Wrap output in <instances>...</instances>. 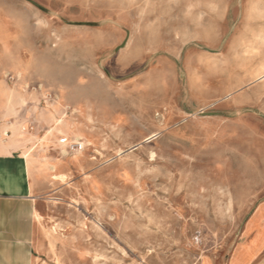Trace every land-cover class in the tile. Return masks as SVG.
I'll return each mask as SVG.
<instances>
[{"label":"rangeland","instance_id":"obj_1","mask_svg":"<svg viewBox=\"0 0 264 264\" xmlns=\"http://www.w3.org/2000/svg\"><path fill=\"white\" fill-rule=\"evenodd\" d=\"M0 15L20 100L2 131L32 158L38 264H226L264 199V0H0ZM201 109L262 128H179Z\"/></svg>","mask_w":264,"mask_h":264},{"label":"crops","instance_id":"obj_2","mask_svg":"<svg viewBox=\"0 0 264 264\" xmlns=\"http://www.w3.org/2000/svg\"><path fill=\"white\" fill-rule=\"evenodd\" d=\"M13 36L10 19L0 15L1 121L17 116L20 107L19 98L11 92L4 78V74L11 67L5 57L9 56ZM226 119L231 123L226 125ZM188 123L190 128H262L249 123L244 115L234 120H228L220 114L201 115L192 120L185 116L180 120L179 128H188ZM4 125L0 124V132ZM9 133L3 140L0 135V264H38L34 244L35 206L31 196L32 174L29 172L25 148L16 138V134L12 131ZM205 262L204 258L201 264ZM206 264H215V261L209 259ZM226 264H264V199L253 207L245 219L240 237L228 251Z\"/></svg>","mask_w":264,"mask_h":264},{"label":"built area","instance_id":"obj_3","mask_svg":"<svg viewBox=\"0 0 264 264\" xmlns=\"http://www.w3.org/2000/svg\"><path fill=\"white\" fill-rule=\"evenodd\" d=\"M0 124H2L1 119H0ZM8 135H9V131L6 130L5 133L2 135V138L8 137ZM60 143L65 144V143H67V141H66V139H63L62 138V140L60 141ZM68 144H70L72 147L81 148V144L80 143H71V142H69Z\"/></svg>","mask_w":264,"mask_h":264},{"label":"bare ground","instance_id":"obj_4","mask_svg":"<svg viewBox=\"0 0 264 264\" xmlns=\"http://www.w3.org/2000/svg\"><path fill=\"white\" fill-rule=\"evenodd\" d=\"M260 7V6H259ZM260 37V36H259ZM263 74V73H262ZM264 75V74H263ZM192 116V115H191ZM3 132V133H2ZM2 132H0V135H1V137H2V135L5 133V131H2ZM9 136V135H8ZM153 135H151L150 137H152ZM63 139H66V141H67V143H65V145H67L69 142H72V140H69L68 138H63ZM1 140H3V138H1ZM62 140V138H60V141ZM59 141V142H60ZM36 153V152H35ZM26 156H27V161H28V167H29V171H30V169H31V160H32V158H31V156L29 155V154H26ZM54 199V198H53Z\"/></svg>","mask_w":264,"mask_h":264},{"label":"water","instance_id":"obj_5","mask_svg":"<svg viewBox=\"0 0 264 264\" xmlns=\"http://www.w3.org/2000/svg\"><path fill=\"white\" fill-rule=\"evenodd\" d=\"M199 114H201V115H219L220 113H218V112H200Z\"/></svg>","mask_w":264,"mask_h":264}]
</instances>
